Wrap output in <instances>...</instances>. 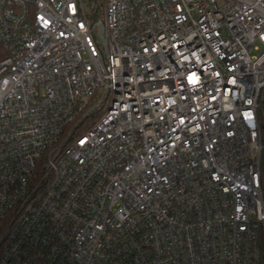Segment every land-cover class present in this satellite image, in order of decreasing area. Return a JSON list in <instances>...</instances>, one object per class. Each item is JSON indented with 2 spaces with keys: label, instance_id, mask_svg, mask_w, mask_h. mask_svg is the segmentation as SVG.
I'll list each match as a JSON object with an SVG mask.
<instances>
[{
  "label": "built area",
  "instance_id": "1",
  "mask_svg": "<svg viewBox=\"0 0 264 264\" xmlns=\"http://www.w3.org/2000/svg\"><path fill=\"white\" fill-rule=\"evenodd\" d=\"M264 0H0V264H264Z\"/></svg>",
  "mask_w": 264,
  "mask_h": 264
},
{
  "label": "trees",
  "instance_id": "2",
  "mask_svg": "<svg viewBox=\"0 0 264 264\" xmlns=\"http://www.w3.org/2000/svg\"><path fill=\"white\" fill-rule=\"evenodd\" d=\"M262 175H261V187H262V195L264 200V168H262Z\"/></svg>",
  "mask_w": 264,
  "mask_h": 264
}]
</instances>
